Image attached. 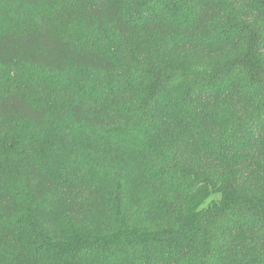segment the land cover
<instances>
[{"label":"trees","instance_id":"trees-1","mask_svg":"<svg viewBox=\"0 0 264 264\" xmlns=\"http://www.w3.org/2000/svg\"><path fill=\"white\" fill-rule=\"evenodd\" d=\"M0 264H264V0H0Z\"/></svg>","mask_w":264,"mask_h":264}]
</instances>
